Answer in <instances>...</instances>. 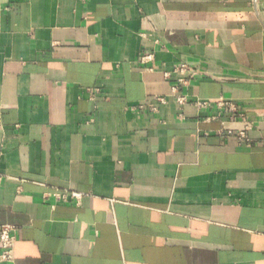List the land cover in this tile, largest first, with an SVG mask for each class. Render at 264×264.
<instances>
[{"label": "crops", "instance_id": "crops-1", "mask_svg": "<svg viewBox=\"0 0 264 264\" xmlns=\"http://www.w3.org/2000/svg\"><path fill=\"white\" fill-rule=\"evenodd\" d=\"M5 225L0 264H264V0H0Z\"/></svg>", "mask_w": 264, "mask_h": 264}, {"label": "built area", "instance_id": "built-area-1", "mask_svg": "<svg viewBox=\"0 0 264 264\" xmlns=\"http://www.w3.org/2000/svg\"><path fill=\"white\" fill-rule=\"evenodd\" d=\"M153 59L152 54H144L142 57V62L150 61ZM175 73L179 74L178 80L181 83H186V78H189L190 75H194L196 72L190 70L186 65H182L175 69ZM171 73L167 74V77H171ZM186 77V78H185ZM173 97L176 99V101L183 105L187 102V98L178 92V88L173 89ZM159 101L163 104L166 103V100L164 98H160ZM198 105L200 106H207L208 102H199ZM221 106L227 107L231 110H234V106L221 101ZM73 197L76 199H80L82 197L81 193H73ZM15 227L12 225H5L1 229L0 234V242H1V253H0V261L1 262H12L14 260V248L16 244V236H15Z\"/></svg>", "mask_w": 264, "mask_h": 264}]
</instances>
